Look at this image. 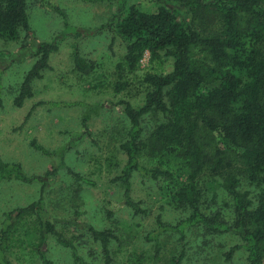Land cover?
Listing matches in <instances>:
<instances>
[{"label":"trees","instance_id":"trees-1","mask_svg":"<svg viewBox=\"0 0 264 264\" xmlns=\"http://www.w3.org/2000/svg\"><path fill=\"white\" fill-rule=\"evenodd\" d=\"M85 1L119 5L110 31L113 41L120 40L125 49L116 66L117 93L130 89L132 84L126 77L139 69L146 53L153 61H172L169 72L146 73L141 79L140 84L146 87L141 107L120 102L130 124L128 138L121 145L128 161L121 176L115 178L124 187L125 206L136 214L143 212L131 197L136 175L152 181L174 177L167 170L142 166V151L153 157L175 153L188 168V183L171 197L188 217L177 224L158 217L157 228L147 237L154 242L156 253L161 251L164 234H179L180 251L170 264H183L186 232L198 228L207 235H239L242 243L231 247L226 258L232 259L243 249L248 264H264V0H156L161 5L155 13L144 12L139 5L127 6L125 0ZM30 23L28 0H0V37L18 41L24 31L33 39L25 49L35 61L14 100L18 108L34 97V82L52 71L50 60L61 44L59 37L38 41ZM66 31L75 39L74 69L89 76L95 64L82 54L79 43L83 34L68 25ZM151 115L158 116V123L146 138L144 120ZM86 122L84 119L83 125ZM89 134L88 130L71 134L72 143ZM33 147L47 154L42 146L33 143ZM207 172L220 179L219 186L230 199L223 209L212 208L199 184ZM242 175L250 188L259 190L255 196L244 187ZM12 179L31 183L34 177L18 164L0 161V183ZM43 202L41 195L31 205L7 215L0 231V264H11L7 253L16 222L35 214L41 231L37 252L43 264H51L44 250L48 235L70 249L74 264H91L57 231L55 223L44 217ZM89 233L101 247L103 264H113L114 231L89 228Z\"/></svg>","mask_w":264,"mask_h":264},{"label":"rangeland","instance_id":"rangeland-1","mask_svg":"<svg viewBox=\"0 0 264 264\" xmlns=\"http://www.w3.org/2000/svg\"><path fill=\"white\" fill-rule=\"evenodd\" d=\"M125 2L127 6L139 5L148 13L157 12L161 5L156 0ZM28 7L30 24L38 41L59 37L61 44L51 57L52 71L34 82V97L18 108L14 100L35 61L25 49L33 39L24 31L18 41L0 37V161L18 164L28 176L34 177L31 183L15 179L1 181L0 231L10 212L31 205L43 195L44 217L55 223L57 231L77 247L88 263L103 264L104 261L101 247L89 233V228H95L116 234L117 240L111 244L113 264H170L180 251V235L164 234L158 254L154 242L147 237L157 228L159 216L169 224L188 217L171 200L178 187L188 183L186 164L175 153L153 157L147 150L142 151V166L149 170H167L174 177L160 181L140 175L134 177L131 197L143 210L140 214L124 205V187L115 178L121 176L128 161L121 145L128 138L130 124L120 102L124 100L141 107L146 94L141 79L146 73L169 72L172 61H153L150 53H146L139 69L126 77L132 84L130 89L117 93L116 66L125 54L121 41H113L110 32L119 10L117 3L28 0ZM66 25L83 34L79 43L82 54L95 64L89 76L74 69L75 39L66 31ZM84 119H87L86 125H83ZM157 123L158 116L145 118L146 138ZM87 130L89 136L72 143L71 134ZM33 143L42 146L47 154L36 150ZM242 179L244 187L254 191L255 196L259 190L250 188L244 175ZM218 181V177L207 172L199 184L212 208L223 209L231 202ZM214 195L216 201L212 200ZM39 228L36 214L16 222L7 253L11 264H43L37 252L41 242ZM186 234L183 264H248L243 249L230 260L225 256L231 247L242 243L237 234L207 235L198 228ZM44 250L51 264H74L70 249L61 247L51 235L46 238Z\"/></svg>","mask_w":264,"mask_h":264}]
</instances>
